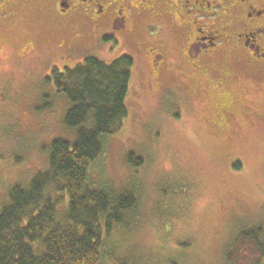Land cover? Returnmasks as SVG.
<instances>
[{
  "label": "rangeland",
  "instance_id": "rangeland-1",
  "mask_svg": "<svg viewBox=\"0 0 264 264\" xmlns=\"http://www.w3.org/2000/svg\"><path fill=\"white\" fill-rule=\"evenodd\" d=\"M16 8L0 16V205L46 168L53 139L74 138L62 125L66 100L44 81L51 70L127 55L134 61L128 117L90 177L117 191L135 179L139 207L131 229L110 236L106 264H225L240 228L264 227L263 70L245 64L214 89L182 61L178 30L164 18L153 22L168 64V78H158L139 48L145 15L130 13L123 28L113 11L61 17ZM65 32L81 40L63 39ZM190 80L201 86L191 90ZM45 101L49 108L37 111ZM130 153L143 159L135 174L125 163Z\"/></svg>",
  "mask_w": 264,
  "mask_h": 264
},
{
  "label": "trees",
  "instance_id": "trees-1",
  "mask_svg": "<svg viewBox=\"0 0 264 264\" xmlns=\"http://www.w3.org/2000/svg\"><path fill=\"white\" fill-rule=\"evenodd\" d=\"M133 65L127 55L112 62L86 57L45 78L67 102L62 125L74 138L53 139L45 148L46 168L13 186L0 205V264H106L113 231L131 229L139 207L135 179L117 191L94 182L90 171L128 117ZM49 106L45 101L36 110ZM125 163L135 174L143 159L130 153ZM231 166L240 169L238 162ZM62 201L65 212L57 219ZM223 255L225 264H263L264 227L240 228Z\"/></svg>",
  "mask_w": 264,
  "mask_h": 264
},
{
  "label": "flooded vegetation",
  "instance_id": "flooded-vegetation-1",
  "mask_svg": "<svg viewBox=\"0 0 264 264\" xmlns=\"http://www.w3.org/2000/svg\"><path fill=\"white\" fill-rule=\"evenodd\" d=\"M14 7L55 12L61 17L90 10L113 11L123 28L128 27L130 13L145 15L149 21L145 36L138 38L139 48L158 78H168V64L166 46L158 37L162 29L153 22L164 18L178 30L182 61L214 89L229 83V72L245 64L264 71V0H0V16ZM65 38L81 40L66 32ZM192 82L188 83L194 87L191 90L201 86Z\"/></svg>",
  "mask_w": 264,
  "mask_h": 264
}]
</instances>
